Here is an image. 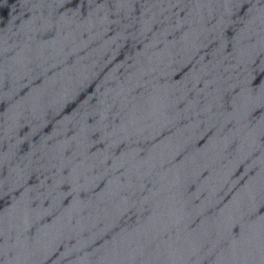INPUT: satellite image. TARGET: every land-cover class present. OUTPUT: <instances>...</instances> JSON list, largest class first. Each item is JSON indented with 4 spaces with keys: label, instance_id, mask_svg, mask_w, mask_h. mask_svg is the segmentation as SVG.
<instances>
[{
    "label": "water",
    "instance_id": "obj_1",
    "mask_svg": "<svg viewBox=\"0 0 264 264\" xmlns=\"http://www.w3.org/2000/svg\"><path fill=\"white\" fill-rule=\"evenodd\" d=\"M0 264H264V0H0Z\"/></svg>",
    "mask_w": 264,
    "mask_h": 264
}]
</instances>
